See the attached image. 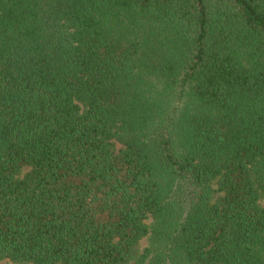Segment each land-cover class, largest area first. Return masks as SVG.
Returning <instances> with one entry per match:
<instances>
[{
	"label": "trees",
	"instance_id": "1",
	"mask_svg": "<svg viewBox=\"0 0 264 264\" xmlns=\"http://www.w3.org/2000/svg\"><path fill=\"white\" fill-rule=\"evenodd\" d=\"M2 260L264 264V0H0Z\"/></svg>",
	"mask_w": 264,
	"mask_h": 264
},
{
	"label": "rangeland",
	"instance_id": "2",
	"mask_svg": "<svg viewBox=\"0 0 264 264\" xmlns=\"http://www.w3.org/2000/svg\"><path fill=\"white\" fill-rule=\"evenodd\" d=\"M120 146V145H119ZM146 240H144L143 241V247H145L146 246ZM0 264H11L8 260H2V261H0Z\"/></svg>",
	"mask_w": 264,
	"mask_h": 264
}]
</instances>
